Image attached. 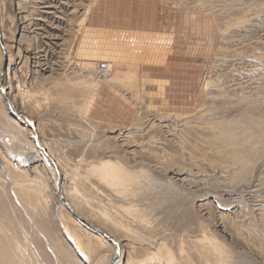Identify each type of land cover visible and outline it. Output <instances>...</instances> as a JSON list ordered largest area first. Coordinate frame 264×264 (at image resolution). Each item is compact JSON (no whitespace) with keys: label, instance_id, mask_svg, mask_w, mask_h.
<instances>
[{"label":"rangeland","instance_id":"obj_1","mask_svg":"<svg viewBox=\"0 0 264 264\" xmlns=\"http://www.w3.org/2000/svg\"><path fill=\"white\" fill-rule=\"evenodd\" d=\"M0 27L62 173L10 144L0 98V230L33 261L105 264L106 233L123 264H264V0H0Z\"/></svg>","mask_w":264,"mask_h":264},{"label":"bare ground","instance_id":"obj_2","mask_svg":"<svg viewBox=\"0 0 264 264\" xmlns=\"http://www.w3.org/2000/svg\"><path fill=\"white\" fill-rule=\"evenodd\" d=\"M42 6V5H41ZM0 34H1V38L3 40V43H4V46H5V51H6V54H7V60H10L11 58V54L10 52L7 53V49H6V44L4 42V32L2 31V28L0 27ZM36 38V37H35ZM1 45V43H0ZM2 48V46H1ZM2 58H3V66H4V51H3V48H2ZM108 63V62H107ZM102 73L104 72H108L110 71L109 69V64H108V69L106 71H102L100 70ZM8 73V63H7V68L4 69L3 68V72L0 73V98L3 99V101L6 103V107H7V111H8V123L7 125L9 124V126L12 127V129L14 128L13 132H9V134H11V138L9 139L11 142L10 144L12 145L13 142L15 141H19L21 142L20 140V137L21 136V128L22 129H25L26 132H27V136H28V139L30 140L31 144L29 146H31V151L29 154H25V155H28V158L30 160H36L37 158H40V159H43V160H46L47 164H49L53 170V173L55 174V180H54V185H55V188L58 190L60 189V184L62 182V173L58 167V164H57V160L55 161L54 157H53V154H51V152H49L47 150V147L45 145V143L43 142L40 134H39V128L37 126V123L35 122V120L31 117H29L28 115H26L24 112L21 111V109L19 110L16 105H15V101L13 100L12 97L9 96L8 94V88H9V85L5 82L7 80H5V76L7 75ZM83 73V72H82ZM93 76V75H92ZM97 76V75H96ZM95 76V77H96ZM106 76V75H105ZM2 77V78H1ZM8 77V76H7ZM90 77V76H89ZM88 78V77H87ZM86 78V79H87ZM82 79V78H81ZM85 79V80H86ZM90 79V78H89ZM97 79V78H95ZM84 81V80H83ZM88 81V80H87ZM8 82V81H7ZM90 82V81H89ZM133 82V81H132ZM128 83V82H127ZM87 84V83H86ZM92 87L95 85V80H92L91 83ZM1 87H4L6 88V94L2 93L1 91ZM11 87V86H10ZM23 87V86H22ZM21 86H18V89L20 91H26L25 89H23ZM29 93V92H28ZM29 95V94H28ZM12 104L13 106L15 107V112L12 110ZM183 117V116H182ZM158 118V117H157ZM225 127V126H224ZM234 127V126H233ZM117 129V128H116ZM11 130V129H10ZM112 130V129H111ZM232 129H231V126L230 124L228 126L225 127V130L223 132L224 135H229L231 133ZM26 132L24 134H26ZM23 133V132H22ZM23 135V134H22ZM24 137V135H23ZM13 138V141L11 140ZM8 140V141H9ZM7 141V142H8ZM28 142V141H27ZM23 143V142H22ZM18 144V143H17ZM29 144V142L27 143ZM25 144V145H27ZM19 145V144H18ZM22 145V144H21ZM126 145V144H125ZM20 146V145H19ZM24 147H22L23 149ZM49 149V147H48ZM18 150V149H17ZM25 151V150H23ZM28 151V152H29ZM27 152V153H28ZM39 159V160H40ZM111 161V160H110ZM113 163V162H112ZM109 164H107V162H103L102 164V167H104L103 169L106 171L107 168L105 167H108ZM111 165V164H110ZM112 166V165H111ZM110 166V167H111ZM36 167V166H35ZM114 167V166H112ZM30 171V170H29ZM28 172V171H27ZM29 173V172H28ZM12 177H14V179L18 182L19 186L21 189L23 190H28V189H34L37 187V184H35L31 178L28 177V175L30 174H26V170H17L13 173H11ZM31 177V176H30ZM64 177V176H63ZM34 178V177H33ZM35 181V179H34ZM37 181V180H36ZM38 182V181H37ZM17 184V183H16ZM63 184V183H62ZM39 187V186H38ZM40 188V187H39ZM41 189V188H40ZM29 191V190H28ZM35 191V190H34ZM33 191V192H34ZM36 192V191H35ZM38 192V190H37ZM63 192V191H62ZM59 193V192H58ZM60 195V199H62L65 204H67L69 207H70V210L72 211V213L74 214H77L75 209L71 206L68 198L66 196H64V193L63 195L62 194H59ZM68 196V195H67ZM70 197V195H69ZM60 201V200H59ZM57 203V202H56ZM63 203V202H62ZM61 204V203H60ZM55 206V204H54ZM51 207L54 209V207L51 205ZM59 207V206H58ZM56 210V209H55ZM9 213V209H8V206L6 204V201L4 198H2L0 196V216L1 215H6ZM81 218V217H80ZM78 220V219H76ZM79 221V220H78ZM77 221V222H78ZM80 222V221H79ZM13 230V229H12ZM106 234V233H105ZM96 236L99 238V239H102L103 241H107L109 242V240L107 238H105L103 235L101 234H96ZM108 237H110L108 234H107ZM77 237V235L75 236ZM97 238V239H98ZM112 238L113 240H115L117 242L118 245H120V241L117 240L116 238L114 237H110ZM26 239V238H25ZM24 239V243H25V246L29 243V241L26 239ZM81 239V238H80ZM100 240V241H102ZM28 241V242H27ZM78 241V240H77ZM106 242V243H107ZM27 243V244H26ZM32 243L34 245H36V247L38 248V251L40 253L41 256H43V258L50 262V258L49 256L47 255V252H46V249L44 250V245H43V242L42 240L39 238V237H33V241ZM113 249H114V253L113 255L109 258V260H107V262L105 264H110L111 261H113L116 253H117V246L111 242H109ZM21 243L17 240V237L14 236L13 234L10 235V233L8 232H4V231H1L0 230V264H37L35 261L32 260L31 256H30V253L28 252V249L26 247H21ZM29 245V244H28ZM81 245V243H80ZM89 245V244H88ZM79 246V245H78ZM28 247V246H27ZM121 249V247H120ZM122 250H120V256H119V260L116 264H123L122 263ZM48 258V259H47ZM52 263V262H51Z\"/></svg>","mask_w":264,"mask_h":264},{"label":"water","instance_id":"obj_3","mask_svg":"<svg viewBox=\"0 0 264 264\" xmlns=\"http://www.w3.org/2000/svg\"><path fill=\"white\" fill-rule=\"evenodd\" d=\"M0 43H1V46L3 48V51H4V66L3 68L6 69L7 68V63H8V60H7V54H6V51H5V46H4V43H3V40L1 38V34H0ZM1 91L2 93L6 94V88L4 87H1ZM12 110L15 112V107L13 106L12 104ZM105 235V238H107L109 240V242L115 244L117 246V253L113 259V261L110 262V264H116L119 260V256H120V245L117 244V242L115 240H113L112 238L108 237L107 234H104Z\"/></svg>","mask_w":264,"mask_h":264},{"label":"built area","instance_id":"obj_4","mask_svg":"<svg viewBox=\"0 0 264 264\" xmlns=\"http://www.w3.org/2000/svg\"><path fill=\"white\" fill-rule=\"evenodd\" d=\"M108 69V63L105 61L100 62L99 70L106 71Z\"/></svg>","mask_w":264,"mask_h":264},{"label":"crops","instance_id":"obj_5","mask_svg":"<svg viewBox=\"0 0 264 264\" xmlns=\"http://www.w3.org/2000/svg\"><path fill=\"white\" fill-rule=\"evenodd\" d=\"M153 82V81H152ZM161 81L157 82V83H160ZM158 91V90H157ZM161 95H163V92L161 93ZM93 104L91 103L90 106H92Z\"/></svg>","mask_w":264,"mask_h":264}]
</instances>
